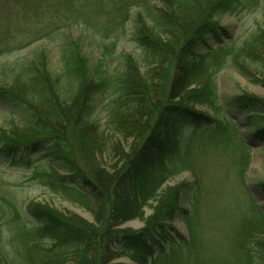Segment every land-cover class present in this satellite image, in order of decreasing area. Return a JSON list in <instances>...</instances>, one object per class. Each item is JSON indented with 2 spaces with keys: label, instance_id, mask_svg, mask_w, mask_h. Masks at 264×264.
I'll list each match as a JSON object with an SVG mask.
<instances>
[{
  "label": "trees",
  "instance_id": "16d2710c",
  "mask_svg": "<svg viewBox=\"0 0 264 264\" xmlns=\"http://www.w3.org/2000/svg\"><path fill=\"white\" fill-rule=\"evenodd\" d=\"M40 1L34 35L1 38L0 52L22 49L52 27L82 23L110 61L125 40L139 61L119 52L118 68L103 72L68 40L60 72L41 52L14 65L13 83L0 84V109L18 124L0 128V155L27 167L48 160L44 185L93 217L88 222L36 202L19 214L8 202L13 227L4 244L0 222V264H123L113 262L120 256L133 264H264V210L243 187L251 143L264 146V97L218 91V74L228 66L264 86V19L238 45L223 41L220 23L258 9L260 0H70L62 12ZM102 98L104 124L93 117ZM230 140L240 151L238 181L262 228L228 205H202L193 152ZM184 171L193 182L165 186ZM134 219L143 226L121 228Z\"/></svg>",
  "mask_w": 264,
  "mask_h": 264
},
{
  "label": "rangeland",
  "instance_id": "374dc122",
  "mask_svg": "<svg viewBox=\"0 0 264 264\" xmlns=\"http://www.w3.org/2000/svg\"><path fill=\"white\" fill-rule=\"evenodd\" d=\"M44 2L40 0H0V39L7 38L9 41L22 40L24 36L38 28L37 25L42 23V18H36L33 7H41ZM53 9L57 12L66 11L70 8V0H51ZM41 9V8H39ZM264 19V0H260L259 8L256 10H247L234 15H225L221 18L220 23L226 28V34L222 35L223 41L238 45L242 40L253 32L256 26ZM44 23V21H43ZM39 26V25H38ZM32 33L30 36H33ZM68 40H76L81 52L86 55L91 66H98L100 71L110 72L118 68V53H128L130 57L138 60V53L132 42L125 40L120 42L117 47V53L109 60L107 54L99 44V41L92 38L89 30L82 23H70L63 28L48 29L45 35L34 43L18 50L0 52V84L10 85L14 81L17 68L15 64L30 61L35 55L45 52L50 57V67L54 73L60 72L62 64L60 62V52ZM209 46L213 47L214 42L209 41ZM255 79L261 78L259 75H253ZM218 91L222 97H228L247 91L253 95L264 97V86L259 82L248 80L233 67H225L218 74ZM105 103L104 98L96 103L93 117L100 123L104 124L105 120ZM232 116L236 113L232 112ZM240 120V117L236 115ZM15 118L10 116L6 111L0 109V128L10 130L17 126ZM240 131L244 132V127L240 125ZM230 136L231 133L228 131ZM230 139H233L232 137ZM251 161L244 174L243 187L253 196L257 207L264 210V193L259 190V183H264V146L259 141H253L250 145ZM239 148L231 140L225 145L216 148L211 146H199L193 152V158L196 162V171L198 174L201 187L204 190L202 205L205 209L213 210L217 207L228 205L235 211L249 215L253 222L261 227L259 217L251 209V203L248 195L242 190L240 181H238L239 168L237 158ZM36 154V153H35ZM48 160L37 161L32 166H25L22 163L12 162L0 155V222L4 232L3 243L10 245V231L13 227L11 219L12 209L19 214H24L25 207L29 202L44 204L60 212L76 214L88 222H93V217L89 211L79 204L69 201L48 189L42 182L41 178L44 172L48 171ZM192 172L184 171L170 178L165 186H172L176 183L194 181ZM221 181H220V180ZM220 183V184H218ZM217 190L224 192L220 198ZM248 193V192H247ZM184 208L187 205L182 204ZM150 208L144 210L145 216L150 213ZM178 234L186 236L185 228L180 219L173 223ZM216 224V223H215ZM143 222L138 219L130 220L121 225V228L139 229ZM46 246L50 245L48 241L44 242ZM114 263L133 264L125 257L120 256L114 259Z\"/></svg>",
  "mask_w": 264,
  "mask_h": 264
}]
</instances>
